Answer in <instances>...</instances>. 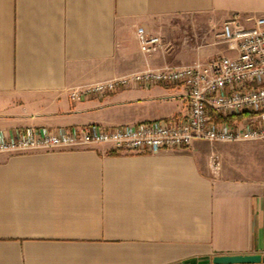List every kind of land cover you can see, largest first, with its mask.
Returning a JSON list of instances; mask_svg holds the SVG:
<instances>
[{
    "label": "crops",
    "instance_id": "1",
    "mask_svg": "<svg viewBox=\"0 0 264 264\" xmlns=\"http://www.w3.org/2000/svg\"><path fill=\"white\" fill-rule=\"evenodd\" d=\"M232 14L264 16V0H0V135L181 118V87L129 83L74 103L69 94L148 69L234 57L216 40ZM140 27L160 38L154 51H140ZM202 143L156 153L109 144L0 153V264L264 256V140ZM230 153L259 161L232 169L222 162Z\"/></svg>",
    "mask_w": 264,
    "mask_h": 264
},
{
    "label": "built area",
    "instance_id": "2",
    "mask_svg": "<svg viewBox=\"0 0 264 264\" xmlns=\"http://www.w3.org/2000/svg\"><path fill=\"white\" fill-rule=\"evenodd\" d=\"M141 52L154 51L160 38L136 30ZM216 39L235 49L234 57L215 56L207 62L182 67L148 69L130 76L72 90V103L103 96L134 83L181 87L187 111L181 118L145 120L102 127H31L0 135V153L22 154L59 148L109 144L132 153L178 151L193 141L231 143L264 139V16L232 14L223 21ZM215 159V158H214ZM216 160V159H215ZM211 166L218 169V162Z\"/></svg>",
    "mask_w": 264,
    "mask_h": 264
},
{
    "label": "rangeland",
    "instance_id": "3",
    "mask_svg": "<svg viewBox=\"0 0 264 264\" xmlns=\"http://www.w3.org/2000/svg\"><path fill=\"white\" fill-rule=\"evenodd\" d=\"M220 27H219V29H220ZM221 44H223V43H221ZM259 140H264V139H259ZM196 141H202V140H196ZM251 141H254V140H251ZM206 143H221V142L203 141V143H202L203 146H204L203 148H205V149L207 148L208 149L209 147H207V145H205ZM231 143H234V142H231ZM258 159L259 158H257L255 155H252V154L238 155V154L230 153V155H226L224 157V160H222V162H223L225 167H229V168H232V169L233 168H238V167L239 168H250L255 163H257V161H259ZM212 160L217 161L219 167H221V163L222 162H221V160L218 159V157L216 155L212 156L211 161Z\"/></svg>",
    "mask_w": 264,
    "mask_h": 264
},
{
    "label": "water",
    "instance_id": "4",
    "mask_svg": "<svg viewBox=\"0 0 264 264\" xmlns=\"http://www.w3.org/2000/svg\"><path fill=\"white\" fill-rule=\"evenodd\" d=\"M212 264H258L264 263V256L253 255H220L214 256Z\"/></svg>",
    "mask_w": 264,
    "mask_h": 264
}]
</instances>
